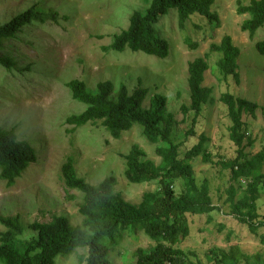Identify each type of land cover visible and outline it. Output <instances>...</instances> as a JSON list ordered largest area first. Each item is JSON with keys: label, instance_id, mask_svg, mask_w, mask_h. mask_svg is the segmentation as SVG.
<instances>
[{"label": "rangeland", "instance_id": "374dc122", "mask_svg": "<svg viewBox=\"0 0 264 264\" xmlns=\"http://www.w3.org/2000/svg\"><path fill=\"white\" fill-rule=\"evenodd\" d=\"M249 2L215 0L211 12L218 17V27L199 15L192 16L183 29L177 26L174 13L162 19L157 26L158 35L167 40L169 56L161 60L143 54L116 57L104 51L112 37L128 27L131 13L144 9L143 0H0V25L31 7L43 14V20L32 21L16 38L3 43V49L15 59L17 69L28 65L32 71L25 77L14 76L0 66V129L14 130L19 141L28 142L37 152V163L11 186L0 178V215L17 216L24 227L34 222L47 223L54 216L67 218L72 226L81 225L83 218L78 209L83 195L67 189L61 178V166L68 157L74 161L77 176L90 185L114 177L115 192L133 205H138L145 193L158 189L156 182L131 184L124 177L123 156L133 145H138L155 165L160 163L156 146L145 140L139 126H133L115 140L99 124L73 129L65 123L68 117L85 110L84 105L71 98L66 83L80 80L94 91L99 82L110 81L115 90L125 85L129 93L146 88L149 93L145 107L153 95L165 96L167 112L179 123L175 138L183 144L181 151L196 144L200 134L208 139L205 153L209 162L197 157L191 164L197 185H207L216 210L205 215H186L189 233L178 247L185 253H193L190 256L193 264H224L210 260L208 252L230 248H238L252 264H264L261 241L264 229H259L257 235L251 234L226 202L230 188L236 191L234 203L241 200L251 179L232 181L230 171L221 166L237 155V147L229 139L230 120L220 101L221 95L228 90L235 98L264 107V56L256 52L254 42L240 31L248 16L237 13L239 5L246 6ZM224 36H229L240 50L237 60L240 84L229 80L226 86L220 82L216 59L212 58L203 82L211 90L210 100L202 107L193 135L185 136L191 128V119L184 117L180 108L189 106L188 65L203 58L210 45H218ZM256 38L255 42L264 39V29L257 32ZM187 40L198 48L189 49ZM242 120L244 132L253 142L244 149L246 159H250L264 152V116L258 111L255 119L244 115ZM260 174L264 176V165ZM257 195V214L261 218L264 178ZM3 231L0 225V234ZM31 235L32 231H24V237ZM153 244L141 232L125 233L110 253V262L133 264L136 251L147 250ZM83 253V249H78L68 257H58L54 264H79Z\"/></svg>", "mask_w": 264, "mask_h": 264}, {"label": "trees", "instance_id": "16d2710c", "mask_svg": "<svg viewBox=\"0 0 264 264\" xmlns=\"http://www.w3.org/2000/svg\"><path fill=\"white\" fill-rule=\"evenodd\" d=\"M145 7L135 10L128 20V27L112 37L111 44L104 48L107 54L116 57L125 54H143L161 60L169 56V44L158 35L159 22L174 13L179 29L194 15L206 18L218 27L219 21L211 8L215 0H143ZM238 15L248 18L240 25L250 42H254L256 52L264 56V39L256 41V34L264 29V0H250L246 6L239 5ZM53 16V14H51ZM34 20H43V14L35 7L15 16L0 25V66L8 74L25 77L31 75L30 66L17 69V63L3 43L14 39L22 28ZM189 49L196 50L197 44L186 41ZM240 50L233 45L229 36L220 43L211 44L209 53L188 65L187 85L189 106L182 105L184 117L190 116L191 128L185 136L193 135V128L201 116L203 105L210 100L211 90L203 86L204 74L210 69L209 61L215 58L218 80L228 86L233 80L240 84L237 60ZM27 73V74H26ZM71 98L85 106L79 115L68 117L65 123L73 129L87 124H99L113 139L135 125L141 128L145 140L155 147L160 163L155 165L147 159L145 152L133 145L125 161L124 177L131 184L156 182L158 189L142 196L138 205L123 199L114 190L116 180L110 176L96 186L90 185L77 176L74 161L68 157L61 166V178L65 187L83 195L78 213L82 216L79 226L70 225L67 218L54 216L47 223L34 222L24 225L20 219L0 215V264H54L58 257H68L78 249L84 253L79 264H111L110 253L115 249L125 233H143L153 241L149 249L139 248L133 264H193L192 252L185 253L178 244L188 236L186 215H205L216 208L212 205L207 185L198 186L191 161L201 157L209 162L205 153L207 137L200 134L191 148L181 151L183 145L176 141L179 123L173 114L167 112L165 96L155 94L144 103L148 96L146 88L139 87L129 93L125 85L114 89L110 81L99 82L94 91L87 89L84 82L71 80L65 84ZM230 120L229 139L237 147L236 157L221 163L231 173V180L251 179L246 194L234 203L236 191L227 192L231 213L247 226L253 235L264 229V216L257 214V188L263 183L260 170L264 165V152L246 159L244 149L252 145V140L244 132V115L255 119L256 113L264 116V107L244 98H235L226 90L220 98ZM246 141V144H244ZM37 163L36 150L25 141H19L14 130L0 129V178L8 186L13 185L21 175ZM245 210V212H243ZM34 233L24 237V231ZM264 243V236H261ZM209 259L224 264H252L238 248L229 250L212 249Z\"/></svg>", "mask_w": 264, "mask_h": 264}]
</instances>
